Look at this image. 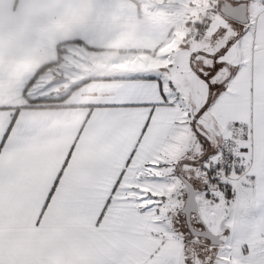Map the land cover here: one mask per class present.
Instances as JSON below:
<instances>
[{
  "label": "snow or ice",
  "instance_id": "1",
  "mask_svg": "<svg viewBox=\"0 0 264 264\" xmlns=\"http://www.w3.org/2000/svg\"><path fill=\"white\" fill-rule=\"evenodd\" d=\"M0 264H264V0H0Z\"/></svg>",
  "mask_w": 264,
  "mask_h": 264
}]
</instances>
